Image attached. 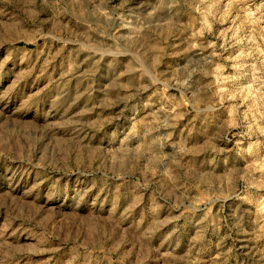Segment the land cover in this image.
I'll list each match as a JSON object with an SVG mask.
<instances>
[{"label":"rangeland","instance_id":"1","mask_svg":"<svg viewBox=\"0 0 264 264\" xmlns=\"http://www.w3.org/2000/svg\"><path fill=\"white\" fill-rule=\"evenodd\" d=\"M0 264H264V0H0Z\"/></svg>","mask_w":264,"mask_h":264}]
</instances>
